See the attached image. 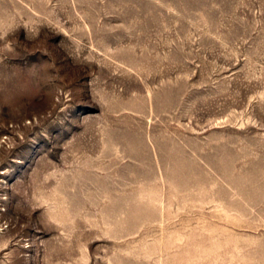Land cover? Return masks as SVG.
Returning a JSON list of instances; mask_svg holds the SVG:
<instances>
[{"label":"rangeland","instance_id":"obj_1","mask_svg":"<svg viewBox=\"0 0 264 264\" xmlns=\"http://www.w3.org/2000/svg\"><path fill=\"white\" fill-rule=\"evenodd\" d=\"M0 264H264V0H0Z\"/></svg>","mask_w":264,"mask_h":264}]
</instances>
